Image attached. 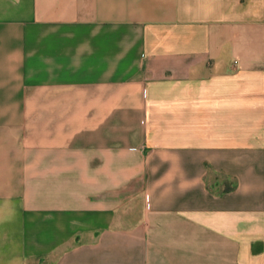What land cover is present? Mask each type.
<instances>
[{"label": "crops", "instance_id": "crops-1", "mask_svg": "<svg viewBox=\"0 0 264 264\" xmlns=\"http://www.w3.org/2000/svg\"><path fill=\"white\" fill-rule=\"evenodd\" d=\"M0 264H264V0H0Z\"/></svg>", "mask_w": 264, "mask_h": 264}]
</instances>
